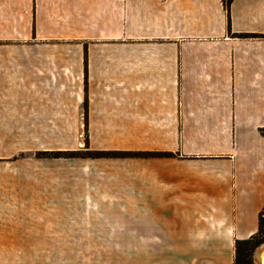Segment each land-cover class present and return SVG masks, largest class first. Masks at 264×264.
<instances>
[{
	"label": "crops",
	"instance_id": "crops-1",
	"mask_svg": "<svg viewBox=\"0 0 264 264\" xmlns=\"http://www.w3.org/2000/svg\"><path fill=\"white\" fill-rule=\"evenodd\" d=\"M253 35L264 0L228 12L224 0H0V160L84 140L180 155L139 164L133 195L160 205L139 213L141 233L165 238L164 264H235L264 211V37ZM255 253L264 264V244Z\"/></svg>",
	"mask_w": 264,
	"mask_h": 264
},
{
	"label": "rangeland",
	"instance_id": "rangeland-1",
	"mask_svg": "<svg viewBox=\"0 0 264 264\" xmlns=\"http://www.w3.org/2000/svg\"><path fill=\"white\" fill-rule=\"evenodd\" d=\"M76 158L86 163L80 172ZM170 158L180 155L94 151L84 140L82 151L0 160V264H164L165 238L142 234L138 219L160 205L140 204L133 186L139 164ZM99 161L110 164L101 171Z\"/></svg>",
	"mask_w": 264,
	"mask_h": 264
},
{
	"label": "trees",
	"instance_id": "trees-1",
	"mask_svg": "<svg viewBox=\"0 0 264 264\" xmlns=\"http://www.w3.org/2000/svg\"><path fill=\"white\" fill-rule=\"evenodd\" d=\"M234 0H224V6L229 11L230 4ZM253 38H263L264 36L253 35L245 36ZM264 244V211L259 215V228L258 232L244 241L236 242V257L235 264H255L253 260V255L255 250Z\"/></svg>",
	"mask_w": 264,
	"mask_h": 264
},
{
	"label": "water",
	"instance_id": "water-1",
	"mask_svg": "<svg viewBox=\"0 0 264 264\" xmlns=\"http://www.w3.org/2000/svg\"><path fill=\"white\" fill-rule=\"evenodd\" d=\"M258 256H259V253H255V256H254V258H255V263L256 264H261L260 262H259V258H258Z\"/></svg>",
	"mask_w": 264,
	"mask_h": 264
}]
</instances>
